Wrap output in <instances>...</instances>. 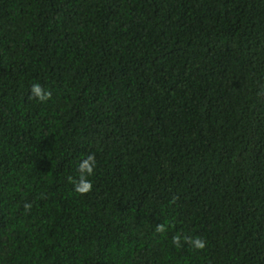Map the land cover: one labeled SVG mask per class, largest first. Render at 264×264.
Masks as SVG:
<instances>
[{"label":"trees","instance_id":"1","mask_svg":"<svg viewBox=\"0 0 264 264\" xmlns=\"http://www.w3.org/2000/svg\"><path fill=\"white\" fill-rule=\"evenodd\" d=\"M0 264H264V0H0Z\"/></svg>","mask_w":264,"mask_h":264},{"label":"clouds","instance_id":"2","mask_svg":"<svg viewBox=\"0 0 264 264\" xmlns=\"http://www.w3.org/2000/svg\"><path fill=\"white\" fill-rule=\"evenodd\" d=\"M33 93L41 102H45L51 98V94L43 92L38 85H34ZM89 163H93L91 158H89ZM93 167H94V163H93ZM85 171L88 173V175L92 174V168H90L88 164L80 165V172L84 173ZM73 183L76 185V191L79 193H84L85 191L90 190L92 187L91 182L85 181L83 179V176H81V180L79 184H77L76 181H73Z\"/></svg>","mask_w":264,"mask_h":264}]
</instances>
